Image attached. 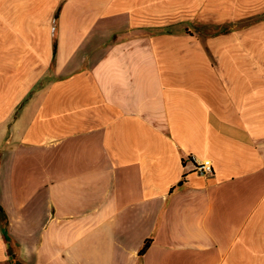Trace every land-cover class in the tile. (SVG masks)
I'll list each match as a JSON object with an SVG mask.
<instances>
[{"label": "crops", "instance_id": "0c3cea01", "mask_svg": "<svg viewBox=\"0 0 264 264\" xmlns=\"http://www.w3.org/2000/svg\"><path fill=\"white\" fill-rule=\"evenodd\" d=\"M257 16L264 0H0V264H264Z\"/></svg>", "mask_w": 264, "mask_h": 264}, {"label": "built area", "instance_id": "2783aa9c", "mask_svg": "<svg viewBox=\"0 0 264 264\" xmlns=\"http://www.w3.org/2000/svg\"><path fill=\"white\" fill-rule=\"evenodd\" d=\"M195 163L196 171L203 176H211L213 174V166L210 160L198 161L196 158L191 157Z\"/></svg>", "mask_w": 264, "mask_h": 264}, {"label": "trees", "instance_id": "16d2710c", "mask_svg": "<svg viewBox=\"0 0 264 264\" xmlns=\"http://www.w3.org/2000/svg\"><path fill=\"white\" fill-rule=\"evenodd\" d=\"M0 222L2 223L4 235L8 239L7 232H6V227H7L6 216L1 206H0ZM150 244H151V240H148L145 242V245L141 251L142 254L147 251V249L150 247Z\"/></svg>", "mask_w": 264, "mask_h": 264}, {"label": "rangeland", "instance_id": "374dc122", "mask_svg": "<svg viewBox=\"0 0 264 264\" xmlns=\"http://www.w3.org/2000/svg\"><path fill=\"white\" fill-rule=\"evenodd\" d=\"M264 20L263 16H257L247 22L244 23V25H257V24H262Z\"/></svg>", "mask_w": 264, "mask_h": 264}]
</instances>
